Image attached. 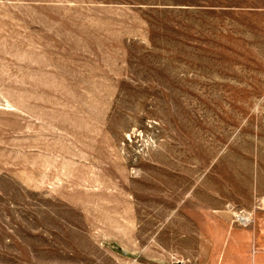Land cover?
<instances>
[{
    "label": "rangeland",
    "instance_id": "1",
    "mask_svg": "<svg viewBox=\"0 0 264 264\" xmlns=\"http://www.w3.org/2000/svg\"><path fill=\"white\" fill-rule=\"evenodd\" d=\"M0 264H264V0H0Z\"/></svg>",
    "mask_w": 264,
    "mask_h": 264
},
{
    "label": "bare ground",
    "instance_id": "2",
    "mask_svg": "<svg viewBox=\"0 0 264 264\" xmlns=\"http://www.w3.org/2000/svg\"><path fill=\"white\" fill-rule=\"evenodd\" d=\"M235 218L237 222L245 226L250 222L247 218H245V215L235 216Z\"/></svg>",
    "mask_w": 264,
    "mask_h": 264
},
{
    "label": "crops",
    "instance_id": "3",
    "mask_svg": "<svg viewBox=\"0 0 264 264\" xmlns=\"http://www.w3.org/2000/svg\"><path fill=\"white\" fill-rule=\"evenodd\" d=\"M242 213H244V212H242ZM236 216V215H235Z\"/></svg>",
    "mask_w": 264,
    "mask_h": 264
}]
</instances>
